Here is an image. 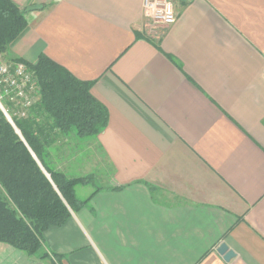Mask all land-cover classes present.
I'll return each mask as SVG.
<instances>
[{"label": "crops", "instance_id": "0c3cea01", "mask_svg": "<svg viewBox=\"0 0 264 264\" xmlns=\"http://www.w3.org/2000/svg\"><path fill=\"white\" fill-rule=\"evenodd\" d=\"M13 1L28 26L0 59L47 56L109 121L57 134L55 169L94 176L78 200L101 190L45 232L51 260L0 243V264H264V0H171L170 27L143 0Z\"/></svg>", "mask_w": 264, "mask_h": 264}, {"label": "trees", "instance_id": "16d2710c", "mask_svg": "<svg viewBox=\"0 0 264 264\" xmlns=\"http://www.w3.org/2000/svg\"><path fill=\"white\" fill-rule=\"evenodd\" d=\"M25 14L13 0H0V55L26 30ZM9 62L23 64L32 75L37 102L27 117L20 118L0 93L1 104L25 141L0 110V243L29 257L51 260L44 251L45 232L64 226L72 211L82 209L101 190L78 200L77 186L93 184L94 176L71 178L55 169L57 134L95 138L107 127L109 113L92 95L93 83L77 79L47 56H40L35 64L18 58ZM52 257L62 259L57 254Z\"/></svg>", "mask_w": 264, "mask_h": 264}, {"label": "built area", "instance_id": "2783aa9c", "mask_svg": "<svg viewBox=\"0 0 264 264\" xmlns=\"http://www.w3.org/2000/svg\"><path fill=\"white\" fill-rule=\"evenodd\" d=\"M144 15L156 25L170 27L177 20V13L171 0H143ZM0 93L7 98L20 118L27 117L37 102V89L32 75L23 64H0Z\"/></svg>", "mask_w": 264, "mask_h": 264}, {"label": "water", "instance_id": "95a60500", "mask_svg": "<svg viewBox=\"0 0 264 264\" xmlns=\"http://www.w3.org/2000/svg\"><path fill=\"white\" fill-rule=\"evenodd\" d=\"M0 110L3 112V114L6 117L7 121L14 127V129L16 130V133L19 134L21 136L22 140L24 141L20 131L15 126L14 122L12 121L11 117L9 116L8 112L5 110V108L3 107L1 102H0ZM33 156L35 157L34 154H33ZM46 175L48 176V178H50V176L47 173H46ZM218 253H219L220 256L223 257L224 261L227 262V263H229L232 259H234L236 257V254L232 250H230L229 247L227 245H225V244H222L218 248Z\"/></svg>", "mask_w": 264, "mask_h": 264}, {"label": "rangeland", "instance_id": "374dc122", "mask_svg": "<svg viewBox=\"0 0 264 264\" xmlns=\"http://www.w3.org/2000/svg\"><path fill=\"white\" fill-rule=\"evenodd\" d=\"M10 60H8V59H6V58H2V59H0V64H3V65H8V64H10V62H9ZM37 95V94H36ZM17 110H15V111H13V112H16ZM95 186L96 187H98L99 186V181L95 184ZM89 188H91V187H83V189H80L79 191H78V197H84L85 196V194H86V192L89 190Z\"/></svg>", "mask_w": 264, "mask_h": 264}]
</instances>
